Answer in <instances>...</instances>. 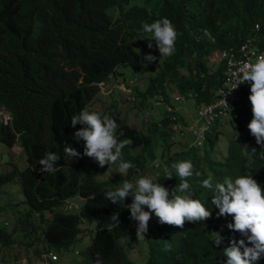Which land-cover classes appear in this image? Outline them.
<instances>
[{"label":"trees","instance_id":"1","mask_svg":"<svg viewBox=\"0 0 264 264\" xmlns=\"http://www.w3.org/2000/svg\"><path fill=\"white\" fill-rule=\"evenodd\" d=\"M161 17L170 19L178 37L174 53L165 58L161 72L149 78L146 91L131 89L142 106L147 96L159 93L164 98L159 107L166 111V105H172L168 94L174 90L198 93L196 104L208 101L223 68V63L217 64V70L209 73L215 50L238 46L248 36L257 39L258 48L264 47V0H0V108L11 113L10 122H0V142L10 149L18 143L25 156L24 167L12 164L0 174V190L17 180L23 195L19 203L27 207L5 217L7 205L0 207V246L7 253L1 256L4 263L19 262L20 251L29 256L28 249L35 254L69 250L87 233L91 238L79 252L81 264H126L118 240L131 226L130 211L113 204L105 193L153 169L158 157L170 154L172 141H167L170 131L159 129L155 117L146 119L149 128L144 133L120 116L119 104L109 102L100 109L98 102L104 103L101 87H106L111 76L116 79L120 65L135 72L143 67L133 40L149 35L143 32V23ZM82 109L114 119L118 140L130 141L122 150L123 159L135 167L126 176L98 179L111 164L101 167L84 153L75 158L65 153L67 146L78 152L82 149L83 140L74 139V132L83 125H71V117ZM161 121L163 127L168 124ZM238 121L232 123L236 129L240 128ZM216 137L210 133L207 144ZM160 138L161 152L157 154ZM48 152L60 157L54 173L40 170L39 161ZM183 154L181 160L165 161L171 178H164L163 168L159 170L158 182L170 193L177 178L171 165L199 159L193 147ZM173 155L178 154L169 156ZM259 170L254 166L252 174ZM250 171L241 167L229 177ZM254 179L264 188V170ZM77 196L83 198L78 210L63 208L65 199ZM131 202L129 194L124 204ZM114 212L119 213V225L109 230ZM210 252L198 264H216ZM40 260L42 263L44 258ZM256 264H264V256Z\"/></svg>","mask_w":264,"mask_h":264},{"label":"clouds","instance_id":"2","mask_svg":"<svg viewBox=\"0 0 264 264\" xmlns=\"http://www.w3.org/2000/svg\"><path fill=\"white\" fill-rule=\"evenodd\" d=\"M257 29L258 26L255 25V30ZM142 30L149 34L146 38L155 41L160 57L171 56L174 53L178 32L169 18L161 17L151 23L145 22L142 24ZM248 39L257 50L262 49L258 48L256 38L248 36L238 46L231 45L215 50L214 56L209 61V73L217 70V64L223 63V68L221 79L211 88V98H214L206 105L213 107L214 115L207 122L198 116L196 118V122L203 125L200 128L201 134L197 136L203 139L206 147L203 155L200 156L197 154V147L189 145L184 153L193 147L199 159L194 163L191 160H183L171 165L177 176L171 193L158 182L159 176L151 175H140L139 178L124 180L121 186L106 191V198L113 204L127 207L131 218L134 219L132 221L128 217L131 226L125 236L118 240V243L122 239L131 241V244L127 245L130 252L137 249L136 258L132 257L129 251H124L126 264H194V262L198 264L206 259L210 250V255L214 253L216 264L218 259L219 264H224L225 259V264H256L264 256V188L254 179L260 177L264 170L261 169L264 167V53L255 55L253 60L244 63L234 72L238 81L235 87L239 83L250 84V90L247 89L242 98L231 99L225 93L224 82V72L229 61L239 57V48ZM148 47L151 48L152 44L149 43ZM224 52L227 53L226 56ZM145 60L151 62L156 60V57L149 53L145 56ZM173 92L177 94L171 98L170 93ZM173 92L168 94L172 105L167 104L166 109L172 107L175 102L198 97L196 92L185 94L175 90ZM130 93L123 94L129 97ZM131 96L133 97L131 105L136 106L139 102L135 101L134 95ZM158 96L159 93L153 95L152 102H148L149 107L154 110L164 100L161 94L160 98ZM240 103L244 104L240 106L238 105ZM235 105L239 107L238 113L234 117H228L227 124L232 132L237 130L240 137L234 142L233 132L231 141L223 142L220 134L224 126H218L216 122L228 116ZM132 109L133 111L129 113L133 114L135 120L138 117L137 113L140 112L141 124H144L149 115L153 119L158 118L157 111L142 112L144 109L142 105L138 111L135 107ZM243 110L249 118L248 128L245 127L242 119ZM237 121L241 124H239L240 128L236 129L232 123L237 124ZM77 124L83 127L74 132V139H82L85 148L84 152H78L75 148L67 146L64 151L69 157L75 158L84 153L101 167L118 162V173L125 176L135 167L131 161L123 159L122 150L130 141L118 140L116 136L118 125L114 119L82 109L79 114L71 117V125L75 127ZM168 130L174 132L177 128ZM210 133L213 136L216 134L217 137L212 143L207 144V136ZM59 159L56 153L48 152L39 161L40 170L54 173ZM254 166L260 167L257 174H252ZM241 167L251 168V171L237 175L234 179L229 177L236 175ZM163 173L164 178L173 176L168 165L163 166ZM129 194L132 195V202L125 205L124 201ZM78 198L83 200L80 196L65 199L63 208L67 202ZM71 208L74 207L71 205L69 209ZM78 208L76 204L74 210ZM118 216V212L110 216L113 223L108 225L109 230L118 227ZM93 231L94 227H92ZM174 248L180 251L175 252ZM72 251L82 260L78 250ZM55 253L51 251L42 253L44 262L59 264L61 258ZM190 257H194V260L189 259Z\"/></svg>","mask_w":264,"mask_h":264},{"label":"rangeland","instance_id":"3","mask_svg":"<svg viewBox=\"0 0 264 264\" xmlns=\"http://www.w3.org/2000/svg\"><path fill=\"white\" fill-rule=\"evenodd\" d=\"M133 41L135 43L134 48L141 54L142 61H143V67L140 69V71L135 72L129 66L120 65L118 67L119 72H118L116 79H114L113 76H111L112 77L111 81L108 80L106 87L104 86V88L101 89L102 93L100 92V96L101 98L104 99V103L98 102V105H99L98 108L102 109L103 105L109 102L110 103L115 102L119 104L120 110H121L120 116L125 118L126 121L130 123V125L136 126V128L141 129L145 133V132H148L147 125L140 123V112L137 113L138 114L137 120L134 119V116L132 113H129L133 111L132 109L133 107H135V110L138 111V108L140 107L139 103H136V106L131 105L132 103L131 99L133 100V97L129 95V97L126 98L127 96L125 97V94L123 93L131 92L133 95L135 90H138L141 92L146 91L149 78L154 77L155 75L161 72V70L164 68V60L168 56L160 57L159 50L156 47V43L154 40H150L149 38H146V37H143V38L141 37V38H138V41L137 40H133ZM149 43L152 44L151 48L148 47ZM149 53L155 56L156 60L151 61V62L146 61L145 56ZM126 84L130 86L131 88H129ZM131 89L134 91H132ZM119 90H121L123 93L120 92ZM176 94H177L176 92L170 93L171 98H173ZM147 97L145 99L146 102H144L145 105L142 106L144 108L142 112L144 110L145 111L152 110L151 113H155V111H157L158 118H157V121L155 118V121L156 123H158L159 129L167 130L169 128H177V130H174V132L170 131L168 133L167 141L168 142L172 141V144L170 146L169 155L171 154H178V155H175L173 158L170 157L168 154H166L164 157H158L157 160L152 163L153 169L148 168V170H146V173L144 174L145 176L151 175V176L158 177L160 174L159 170L163 168L165 161L168 158H171V161L174 159L172 162H174L175 160H180L182 158H185V155L183 154V152H185L188 149L189 145H195L197 147L196 148L197 154L200 156L203 155V151L205 150L206 146L204 147L205 143L203 139L197 136L201 134L200 128L203 125L199 122H196V118L198 116L200 108L205 107L207 104H209L214 97L209 99L206 103H203V100H202L197 104L194 101V99L188 98L187 100H184V101L175 102L173 106L170 108H167L166 111H163V110L161 111V107H156V110L149 107L148 102L151 103L152 100L150 97L148 98ZM124 98H126L125 102H121V99H124ZM158 98H160V94ZM139 100H141L140 97L135 98V101L139 102ZM243 104L244 103H240L238 105L242 106ZM249 106H251L250 103H249ZM245 107L247 106L245 105ZM238 109L239 107L235 105L234 108L230 110L228 116H225V118H221L216 122L218 126H222V125L224 126L221 129V134H220V137L223 142L231 141L233 132L235 134L234 142H237V139H239L240 137V134H238L237 130H234L232 132L230 126L227 124V122H229L228 117H234L238 113ZM245 113L246 111L243 110L242 119H244L245 127L248 128L247 125L249 123V118L247 115H245ZM163 119L168 121V124L165 127H163L164 121L163 123L161 121ZM180 131H182L183 134L179 133ZM80 144L82 146V149L80 152H84V148H85L84 141L81 142ZM161 144L162 142L160 138L158 141L157 154L161 152V149H160ZM138 149L139 148H134V150H138ZM167 151L168 150H166L165 152ZM24 157L25 156L22 151V148L18 143H16L10 149L0 142V174L4 173L7 170H10L12 168V164L13 165L16 164L18 168L24 167V164H25L23 163ZM114 176H121V174L118 173V163L111 164L108 169L104 170L99 175L98 179H106V178L114 177ZM19 187L20 185L17 180L4 184L2 186L1 189L3 190V192L2 190H0V207L7 205V208H5L6 211L3 212L4 217L7 213L9 214L13 210L17 211L18 209L23 210L24 207L27 208L22 203H19L21 201V198H23L22 193L19 192ZM9 202L10 204H7ZM66 204L67 205L64 207V209H69L71 205L75 208L76 204L78 206L82 204V200L78 198L77 200L67 202ZM0 215H2V213H0ZM7 226H10V224H8ZM82 228H86V230H88L91 227L82 226ZM83 234H86V235H83ZM83 234L80 235V237L82 236V239L79 242L74 243L71 249L66 250V251H59L58 253L54 252L61 258V261L59 262V264H81V257L79 255L75 256L72 250L75 249L81 252L84 246L88 244L90 236H88L87 233H83ZM135 240H136V232H135ZM130 242L131 241L129 240L126 241V239H122L120 241V245L124 249V251L126 252L129 251L127 245L131 244ZM13 247H14V250H19V248L16 245H14ZM28 251H29L28 252L29 256L26 254V252L20 251L21 253H23L21 256V259L19 260V262L17 263L15 262L13 264H28V263L29 264H46L44 261H42V263H39L40 257L41 258L44 257L42 253L35 254L31 249H28ZM174 251L179 252L180 250L178 248H174ZM4 254H7L6 250L2 246H0V264L8 263V262L4 263L3 261H1V256H3ZM130 254L132 257L136 258L138 256L137 249H134V251L130 252ZM127 255L129 256V253H127ZM27 258L29 259V261ZM189 259L194 260V257H190Z\"/></svg>","mask_w":264,"mask_h":264},{"label":"built area","instance_id":"4","mask_svg":"<svg viewBox=\"0 0 264 264\" xmlns=\"http://www.w3.org/2000/svg\"><path fill=\"white\" fill-rule=\"evenodd\" d=\"M257 27V25H256ZM264 53V47L257 50L251 40H246L241 44L239 48V57L233 58L229 61V64L224 72L225 82V93L234 100L242 98L246 93L247 89L250 90L249 83H239L236 87L237 78L234 76V72L238 67H241L244 63L253 60L255 55ZM227 53L224 52V56ZM235 87V88H233ZM233 88V89H232ZM214 115L213 107L211 105L201 107L198 113V118L204 119L206 122ZM11 120V114L5 108L0 109V122L7 123Z\"/></svg>","mask_w":264,"mask_h":264}]
</instances>
